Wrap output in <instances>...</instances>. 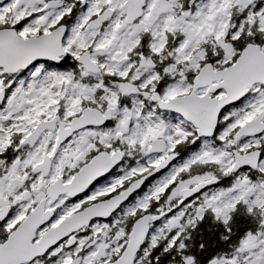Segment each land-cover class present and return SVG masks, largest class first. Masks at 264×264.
<instances>
[{"label":"rangeland","instance_id":"374dc122","mask_svg":"<svg viewBox=\"0 0 264 264\" xmlns=\"http://www.w3.org/2000/svg\"><path fill=\"white\" fill-rule=\"evenodd\" d=\"M73 1L77 2V7L74 23L66 39V46L71 57L77 58L83 51L88 50L92 60L106 72L115 69L121 76L130 74L131 79L145 75L140 83L142 86L150 84L155 79V74L149 73L153 64L144 59H141L136 67L130 71L131 65L128 63V54L139 40V36L144 33L148 34L151 38V47L155 52L162 50L168 36L172 34L181 36L179 43L167 55L172 63L164 70L169 78V82L161 94L164 100L189 94L191 90V81L189 83V80L198 72L203 59L206 57L204 47L207 43L219 50L217 62L220 65H225L228 62H231L229 64L231 65L235 60L232 61L234 50L226 38L228 36L234 38L245 22L248 23V27L255 25L264 31V0H210L203 4H196V7L191 10L193 13L190 14H187V11H181L179 7L175 11V6H178L175 0H149L145 15L132 25L124 24L121 18L123 11L120 3L125 0H85V6L80 4L83 0ZM104 6L115 11L114 17L103 29L89 30L86 26L87 23ZM38 8L31 4V0H8L7 2L0 0V23L13 17L17 22L21 18L28 19L24 32L26 30L32 31L31 25L39 22L47 26L50 25L53 20L48 16H31L38 11ZM232 12L235 13L234 17L241 16L242 19L239 23L234 19ZM164 30L168 34L167 37L163 35ZM260 47L264 51V44ZM215 52L217 51L215 50ZM82 75L85 76V73ZM3 87L8 92L5 105L0 111L1 148L7 146L9 143L7 140L10 136L22 138L27 135L31 125H35L43 117V119L49 118L55 113H60L65 119L78 116L83 109L81 101L91 100L94 88L75 81L70 72L54 70L41 64L34 66L28 73L21 76H3L0 72V90ZM105 92L106 96L102 97L105 108L103 110L101 108L95 109H98L106 117L110 126L89 127L79 130L72 134V139L65 146H61L56 151L51 147L48 148L47 155L52 157L53 162L52 175L43 181H34L29 179L27 175L23 178L22 189L12 193V202L16 212L8 222L9 227L19 222L24 217V212L43 197L44 189L51 182L59 180V178L64 180L65 177V180L69 179L66 182H69L73 177L72 173H75L95 153L99 152L97 151L99 147L95 146L94 143L106 148L110 147L113 140L122 146L124 144L130 146L135 143L139 147L146 167L137 162L130 165L128 162L122 164L124 154L120 151L101 150L110 155L114 152H120L122 161L116 167L117 172L99 184L90 193L89 198L94 199L108 194L120 188L122 183L128 179L143 176V171L151 172L149 171L151 167L152 173L146 175L148 176L146 182L152 174L158 175V177L152 181L154 186H148L138 201L140 206L144 207L146 201L156 194L165 193L167 190V196H164L167 202L175 197L180 190L190 188L189 186L211 178L208 173H204L177 180L178 173L191 163H214L218 169L225 173L232 166V151L234 149L241 154L247 153L253 146H257L261 139L264 140L263 133L259 137L240 140L238 143L233 141L232 130L250 121L262 110L264 87L255 86L241 101L238 109L230 106L228 112L223 111L220 114L218 126L222 124V131L219 135H214L213 138H210L211 140L200 142V149L197 152L179 163H173L174 165L169 166L164 172L154 174L155 166L167 158L169 154L174 153L178 143L189 141L192 144L194 142L196 138L195 129L179 115L160 114L161 111L158 113V109L157 111L150 104H143L142 100L135 97L130 98V106L121 105L119 107L118 102H116V91L107 88ZM204 92L205 89H200L196 94L200 96ZM222 95L223 92L218 91L211 96L218 98ZM21 105H24L22 111L19 110ZM216 138L220 139L223 144L219 145L218 148H213L211 142ZM155 139L167 141L165 153L150 154L149 146ZM196 140L199 141V139ZM44 142L45 140L39 141L27 153L25 163L37 162L41 159ZM233 145H237L236 148L233 149ZM10 169L13 170L12 167ZM256 172L259 174V179L253 183L245 178L244 172H239L234 180V186L227 189H216L212 192L209 202L213 207L212 212L215 216L226 220L230 209L240 199L244 202L250 200L251 204H256L262 209V217H264V156L261 157ZM5 181V178L0 179V196L6 192L1 189V186H6ZM41 184H43V188H41ZM63 202H60L62 209L58 211V219L65 217L76 208L75 205L64 204L65 202ZM133 211L134 206H131L129 212ZM196 214L200 216L197 211ZM262 220L261 229L243 238L228 258H218L209 264H237V261H242L243 264H264V218ZM178 221V217L164 220L158 232L162 231L164 227L172 229L178 226ZM129 224L127 220H122L118 226L119 229L109 236L108 242L103 241L105 236L103 231L100 232L98 239H92L89 244L83 245L90 251L86 256L85 264H92L98 259H105L107 256H111V253L117 252L124 244V237L129 229ZM99 229L102 228L98 225L94 226V230L98 231ZM158 234L152 233L149 236V244L155 243ZM63 261L64 259L61 258L60 262Z\"/></svg>","mask_w":264,"mask_h":264},{"label":"water","instance_id":"95a60500","mask_svg":"<svg viewBox=\"0 0 264 264\" xmlns=\"http://www.w3.org/2000/svg\"><path fill=\"white\" fill-rule=\"evenodd\" d=\"M7 2L8 0H2ZM146 0H126L124 23L132 25L143 15V8ZM59 1H50L44 10L59 8ZM112 17L109 9L104 10L97 18L89 22V30H98L108 19ZM66 32L65 27H58L48 34L38 37L24 39L16 31L11 29L0 30V70L6 75H15L20 71H26L33 65L40 62H48L58 65L62 58L66 56V51L62 45V39ZM77 64L84 73L90 75H100L102 68L91 58L90 51L86 50L76 59ZM255 86L264 87V51L260 45L247 43L241 49L234 62L225 68L214 70L210 63L202 65L191 80V90L189 94L173 97L164 100L158 92L141 91L138 86L128 81L117 83V92L121 97L140 96L143 100H149L157 105V109L162 112H169L179 115L195 129L196 139L213 138L217 129L220 114L228 107L242 101ZM205 89L203 95L196 92ZM222 91L223 95L215 98L211 95ZM5 98L4 90H0V108ZM24 105L19 107L21 111ZM57 121L39 122L33 131L23 139L22 145L32 147L40 137L41 133L53 129V124ZM107 123L106 117L95 108H83L81 113L72 118L69 127L64 129L61 123L58 132L56 146L73 133L84 128L103 127ZM264 133V105L262 110L250 121L238 127L233 135V141L238 143L241 139L256 138ZM167 144L164 140L155 139L150 143V154L165 153ZM233 163L230 168L232 174H236L243 169L256 172L261 159V151L253 149L247 153H239L236 149L232 151ZM177 159V155L171 153L153 169L154 174L164 172ZM120 152L109 154L106 151H99L93 155L88 162L83 164L74 174L68 183L56 180L47 188V196L51 203L60 196L66 195L72 199L84 194L98 180L107 177L121 163ZM47 169L48 159L45 157L39 168ZM37 171L36 169L34 172ZM147 176L143 175L133 179L126 188L110 197L108 200L91 205L78 214L71 215L61 221L56 227L47 230L35 244H31L34 231L48 222L51 218L50 212L43 213V204L39 203L29 213L21 224L13 231L8 239L0 244V264H24L30 262L34 257L43 255L51 246L62 238L75 233L82 227L89 224L94 219H107L132 195L138 193L144 186ZM217 178H210L201 181L191 188H184L179 191L181 202L201 193L206 188L217 185ZM16 187V183L12 184ZM5 210L0 213V221L5 217ZM161 215H144L134 221L128 235L125 246L118 258L108 263L97 264H134L136 255L145 244L149 233L150 222L160 220ZM72 239L68 244L71 245ZM70 264H79V259H75Z\"/></svg>","mask_w":264,"mask_h":264},{"label":"flooded vegetation","instance_id":"af4514ba","mask_svg":"<svg viewBox=\"0 0 264 264\" xmlns=\"http://www.w3.org/2000/svg\"><path fill=\"white\" fill-rule=\"evenodd\" d=\"M50 1H59V4H60L59 8L48 9L45 11L44 7ZM125 1L124 2L121 1V3H120V7L123 11V15L121 17L123 19V23H124V19H125V9H123V5H124ZM169 1H171V0H169ZM175 1L177 2V5H178L177 7L175 6V8H174L175 11L178 10L177 8L179 7L181 11H187V14L188 13L190 14V13H193V11H191V10L196 7V4H203L204 2H207L210 0H185L187 8H185L184 10H183V6L181 7V2L179 0H175ZM31 4L39 7L38 11L34 12L31 15L32 17L48 16V17L52 18V20H53L52 23L48 26L46 24H42L40 22L37 24H32L30 27L32 29V31L26 30L24 32V27L29 20L21 18L19 20V22H17L15 20V18L13 17V18L6 19L5 22H3V23H0V30L11 29V30L16 31V33L20 37L27 39V38H32V37H38V36L43 35V34H48L58 27H65L66 32H65L64 37L62 39V45H63L64 50L66 51V56L61 59V61L58 65H53V64L48 63V62H40V63L33 65L30 69H28L26 71H20L15 75H6L3 73L2 70H0V72L2 73L3 76H21V75H24V74L28 73L34 66H36L38 64H41V65H44L45 67L52 68V69L56 70L63 60L71 58V55L69 54L68 48L66 46V39H67V36L70 32L71 26L74 23V17H75L77 2L73 1V0H69V1L68 0H37V1L31 0ZM80 4L82 6L83 5L85 6L86 1L83 0L80 2ZM148 4H149V0H146L145 6L143 8L142 17L146 13V9H147ZM106 9H109L112 12V17L110 18V19H112L114 17L115 11L110 9L109 7L104 6L103 9H101L98 12L97 15H94L91 17L89 22H91L92 20L97 18ZM173 15L176 16L175 13H173ZM232 15L234 17L235 13L232 12ZM110 19H108L99 29H103L108 24ZM89 22L86 25L87 28H88ZM163 35H165L164 37L168 36V34L165 30L163 32ZM140 37H141V35L139 36V38ZM165 41H166V39H165ZM77 58H75V61ZM217 58H219V57L215 58L218 61ZM211 59L214 60V57H212ZM206 63H210L213 66V63L209 62L207 60V57H205L203 59L201 66L206 64ZM213 69L219 70L220 68H215V66H213ZM143 79L140 78L139 82L141 83L143 81ZM164 79H165L164 77H161L160 79L157 80L158 81L157 83L162 84ZM154 81H156V80H152L150 83L153 82V84H154ZM140 83H138V85L137 84H135V85L138 86L141 91L158 92L161 96L163 91L161 92L160 89L156 90L154 88L155 85L152 84L154 87H151L147 91L145 88L146 85L142 86V85H140ZM157 83H155V84H157ZM2 89L4 90L5 98H4L2 107L0 108V111L3 109V107L5 105L6 95L8 92L7 89H5L4 87ZM139 97L140 96L138 95L135 98H139ZM143 102L145 105L150 104L153 108H156V110H157L156 104H152L149 100H143ZM159 112L160 111H158V113ZM161 113L165 115V114H168L169 112H162L161 111L160 114ZM43 118L41 120H39L38 122H36L35 125H31L32 127L29 129V133L27 135H29L33 131V129L36 127V125L41 121H50V120L56 119V118H57V121L55 122V124H53V129H49V130H46L43 133H41L40 137L38 138V140L36 141L34 146L29 147V146L22 145L23 139L26 138V136H27V135H24L22 138L19 137V141H18L19 143L17 144L18 146L14 145L13 148L11 147L10 149L7 146H5L6 148L0 147V179L3 180L5 178L7 181V182L6 181L4 182V183H6V186H1V189L5 190L6 192H4L3 196H0V213L2 212V210H5L6 214H5L4 219H2L0 221V244L4 243L8 239L9 235L17 229V227L21 224V222L25 219V217L29 213H31L33 211V209L36 207V205H38L39 203L43 204V213L50 212L51 218L48 222L44 223L43 225H41L40 227H38L34 231L33 236H32V240H31L32 245L37 243L39 241V239L41 238V236L47 230H49L53 227H56L61 221H63L67 217L74 215V214H78V213L82 212L84 209L90 207L91 205H93L95 203L108 200L110 197L122 192L126 188V186L128 185V184L125 185V182H123L120 188H117L116 190H114L108 194L98 196L94 199L89 198L90 193L93 190H95V188L99 184L103 183L109 176H111L117 172L116 168H115L112 171V173L109 174L107 177L96 181L89 188V190L87 192H85L84 194L79 195L75 198H72V199L68 198L66 195H63V196L58 197L56 199V201L51 203L50 199L47 196V188H48V186H47L43 191V193H44L43 197L38 202H34L33 206H30L29 209H27L24 212V217L21 218V220L19 222H17L14 226L9 227L8 222H9L10 218L16 212V208L12 202L13 201L12 193L17 192L18 190L20 191L22 189L21 188L23 185L22 180L26 175L28 176L29 179H32L34 181L35 180L43 181L45 179H48L52 175V172H53L52 157H49L47 155L48 154V148L51 147L53 150L56 151L61 146H63V145L65 146V144L69 140H71L73 137V135L67 137L61 143V145H59L57 147L56 142L58 139V132H59V128L61 126V123H64L65 124L64 129H67L69 127V123H70L71 119L62 118L60 113H55L53 116H51L49 118H45V119H43ZM107 123H106V125H107ZM234 133H233V135H234ZM15 138H16V136L12 135L8 138L7 142L9 141V143H11L13 140H15ZM42 140H45V142L43 144V146H44L43 147V155H42L41 159L38 160L37 162L25 163V160H27V153L29 151H31L39 141L41 142ZM205 140H211V139L202 138V139H199V141H198L195 138L194 143L196 141H198V144L200 145V142L205 141ZM241 140H244V139H241ZM164 141L167 143L166 140H164ZM255 149H257V148H255ZM174 153L177 155V159L174 162V164L181 162L182 159H180L179 154L175 151H174ZM8 155H11L10 157H12V158L8 159L9 158ZM6 156H8V158H6ZM45 157L48 159L47 169H45V167L39 168V166L42 165ZM16 160H18V161H16ZM174 164H172L170 166H173ZM11 167L13 168V170L10 169ZM74 168H75V166H74ZM35 169L37 171L34 172ZM242 172H245V171H242ZM73 174H74V172L72 173V175ZM65 178H64V180L62 178L61 179L59 178V179L62 180V182L65 181V182H63L65 184V183H68L66 181L69 180V179L65 180ZM211 178H214V177L211 176ZM215 178H217V177H215ZM217 179L219 180L217 185L210 187V188H206L201 193L194 195V196L188 198L187 200H185L183 202H181V198L179 197V193L175 197L168 200L167 202L165 201V198H163L162 196H158L155 200L158 202H161L164 200V202H165L164 208H162L160 206L159 207L153 206L154 201H152V198H154L155 196H152L151 198H149L146 201L144 207L140 206V204L138 203L139 199H141V197H142L143 191L148 187L147 184L149 182L147 181L138 193H135L134 195H132L124 204H122L115 212H113L109 216V218L91 220L87 226L82 227L80 230L76 231L75 233L62 238L60 241L55 243L43 255L34 257L30 262L24 263V264H70L75 259H79V264H85V259L87 258L86 256L89 254L90 251L88 250V248L86 246H83V245L89 244V242L92 239H95V238L98 239L100 232H103V231L105 234L103 241L108 242L109 236L112 235V233L115 232L117 229H119L118 226H119L120 222L122 220H127L128 223H130V224H129V229L126 233V236L124 237V244L122 245V247H120V249L117 252L115 251V252L111 253V256H107L105 259H98L97 262H94L92 264L112 262V261L116 260L118 258V256L120 255V253L122 252V250L125 246L126 240H127L128 232H129L132 224L134 223V221L136 219L144 216V215H152L153 216V215H161V214L166 213L165 215H163V217L160 220H158L154 223L150 222L149 233H148V237L145 241V244L147 243L148 238L152 233H159L158 229H160V226L163 223V221L168 219V218L172 219V218L178 217V219H179L178 226L172 228V229H176V231L173 232L170 236V239H178L179 238L178 229L180 228L179 223H181L182 221H185L186 224H188V223L196 222L198 220H202L204 215L208 212L211 213V215H212L213 207H212L211 203L209 202V199L211 198V194L216 189H221V188L224 189L225 188L223 185L224 183H222V180L220 178H217ZM54 181H56V180H54ZM14 182L16 183L15 188L12 187V184ZM53 182H51V183H53ZM193 186H195V185H192L189 187L191 188ZM41 188H43V184H41ZM61 201H64L65 202V203L63 202L64 204L75 205L76 208L72 212L68 213V215H66L65 217L58 219L59 218L58 217V211L62 209V207L60 206ZM131 206H134V211L130 213L129 208ZM196 211H197V213H199L200 216H198L196 214ZM261 214H263V211ZM130 218H132V219H130ZM228 218H229V215H227V219ZM263 218L264 217H262V219ZM96 225L100 226L102 229H99L98 231L94 230V226H96ZM71 238H73L72 239L73 243L68 246ZM145 244L140 249L139 253L136 255V259H135L134 264H136L137 257L140 255L142 250L145 249ZM61 258L64 259L63 262H60Z\"/></svg>","mask_w":264,"mask_h":264},{"label":"trees","instance_id":"16d2710c","mask_svg":"<svg viewBox=\"0 0 264 264\" xmlns=\"http://www.w3.org/2000/svg\"><path fill=\"white\" fill-rule=\"evenodd\" d=\"M181 2V7L183 6V10L187 8L185 0H179ZM237 23L242 19L241 16L234 18ZM247 22L243 23L242 29L238 31V34L233 38L228 36L226 39L229 43L232 44L234 54L232 57V61L239 55L243 46L247 43H255L259 45L264 44V31L255 25L248 27ZM181 40V36L178 34H172L168 36L167 41L164 42L162 50L160 52H155L152 49L151 38L148 34L144 33L141 35L137 43L132 48L131 52L128 54V63L131 65L130 71H132L136 65L139 63L141 59L149 60L153 64V68L149 73L155 74L156 81L146 84L145 88L148 91L152 84L155 85V89L162 92L163 88L169 82L168 75L164 72L167 69L169 64L172 63L170 58L168 59V53L179 43ZM214 46L212 44L207 43L204 47L206 51V57L209 62L213 63L215 68H223L228 66L231 62H228L225 65H220L216 57H219V50L215 48L217 52L214 50ZM214 57V60L211 58ZM218 59V58H217ZM58 70H63L70 72L75 81H79L81 84L88 85L93 88L92 99L91 100H82L81 106L93 107V108H101L103 110L105 108V102L102 99L103 96H106L105 89L111 88V91H116V102H118L119 107L121 105L130 106L131 100L129 97H121L117 92V83L120 81H128L134 84L140 83L139 79L143 78L145 75L138 76L135 79H131L129 75L121 76L117 70L112 69L110 72H106L102 69L100 75H90L86 74L82 75L83 70L75 61V58H68L61 62V64L57 68ZM194 76V75H193ZM192 76V77H193ZM164 77L163 83H157L158 79ZM189 80L190 81L192 80ZM157 83V84H155ZM110 92L109 90H107ZM139 100H142L140 97ZM238 104L232 105L234 108L238 109ZM144 104V102H143ZM224 112H228V108L224 110ZM110 123L108 122L106 127H109ZM237 129L234 128L232 130V134ZM222 131V124H219L218 129L215 133L219 135ZM232 136V135H231ZM230 136V137H231ZM14 139V138H13ZM12 139V140H13ZM19 137L16 136L15 140L11 143L7 144V147L10 149L13 146H18ZM223 144V142L216 138L211 142V146L213 148H218L219 145ZM95 146L99 147L97 151H101L105 149L106 151H120L124 155L123 163L128 162L131 163H140L144 165L143 157L141 152H139V147L137 144H132L130 146L124 144V146L117 143L116 140H113L110 147L106 148L103 145L98 146L97 143H94ZM237 145H233V149L236 148ZM259 149L261 151L262 157L264 156V140H260L257 146H253L252 149ZM200 149L198 141L192 144L189 141H182L175 146L174 151L177 152L180 156V159L184 160L188 158L191 154L197 152ZM250 150V149H249ZM248 151V150H247ZM9 156V158H8ZM6 156V158L11 159V155ZM5 158V159H6ZM7 159V160H8ZM127 164V166H128ZM145 166V165H144ZM146 167V166H145ZM149 171H143L142 174L147 175L148 173H152V168H149ZM245 171V178L251 181L252 183L259 179V174L257 172L250 171L248 169H243L239 171L242 173ZM232 174L230 170L224 174L222 170L218 169L214 163H204V162H193L186 168H183L181 172L178 173V179L182 180L187 177H191L194 175H200L204 173H208L210 176L220 178L222 183H224V189L230 188L235 184L236 175ZM120 173V172H118ZM158 175H151L148 179V186L153 187L152 181L156 179ZM135 179L132 177L125 181V185L130 181ZM168 191L165 193H160L159 195H154L152 198L154 201V207H165L164 200L161 202L156 201L155 199L158 196H167ZM157 213V212H156ZM262 209L258 207L256 204H251L250 200L241 201L237 200L234 207L229 211V218L225 221L224 219L215 216L212 213H206L202 220H198L193 223L186 224L185 221H182L179 225L178 229V239H170V236L176 229H167L164 227L161 232L156 236L155 243L145 244L144 251L140 253L137 257L136 264H209L212 260L218 258H228L233 250L238 247L239 243L245 238L248 234H254L256 231L261 229V221H262ZM132 219V218H130ZM237 264H243L242 261H237Z\"/></svg>","mask_w":264,"mask_h":264}]
</instances>
